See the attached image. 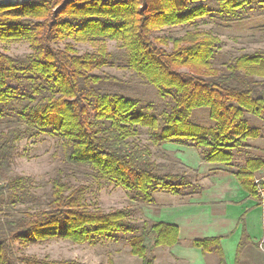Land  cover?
I'll return each mask as SVG.
<instances>
[{
    "label": "trees",
    "instance_id": "1",
    "mask_svg": "<svg viewBox=\"0 0 264 264\" xmlns=\"http://www.w3.org/2000/svg\"><path fill=\"white\" fill-rule=\"evenodd\" d=\"M252 2L262 4L264 0L0 4V43L25 42L30 48L26 55L0 51V176L10 168L21 139L49 135L58 139L68 165L89 168L97 180L123 188L136 203L152 204L154 193L161 190L174 195L195 192L190 176L174 172L172 163L165 164L171 159L161 145L189 143L202 161L225 164L232 161L235 151L251 147L248 139H256L259 133L249 126L246 114L264 116V56L241 53L219 73L212 66L217 43L213 35L199 31L181 36L152 34L212 13L223 20ZM106 40L118 43L123 52L118 56L109 52ZM84 42L93 44L95 50L78 54L73 44ZM60 43L62 48L57 47ZM115 60L156 89L161 101L152 100L157 106L101 87L118 79L95 70ZM199 108L208 110L212 125L190 121L192 111ZM142 132L148 134L145 144L134 140ZM157 156L165 161L158 163ZM261 169V158L247 157L244 167L235 172L241 187L256 198L252 177ZM25 181V177H15L0 182V264H81L15 256L14 243L67 239L97 245L120 233H131L129 253L142 264H153L154 257L147 255L145 245L148 238L151 250L179 242L178 229L172 224L147 219L132 222L128 210L105 213L88 207L85 186L72 188L60 175L52 179L45 208H28L20 218L10 217L16 203L30 199ZM248 240L243 227L236 263ZM219 241L218 237L205 238L192 240L190 245L218 254L223 263Z\"/></svg>",
    "mask_w": 264,
    "mask_h": 264
},
{
    "label": "rangeland",
    "instance_id": "2",
    "mask_svg": "<svg viewBox=\"0 0 264 264\" xmlns=\"http://www.w3.org/2000/svg\"><path fill=\"white\" fill-rule=\"evenodd\" d=\"M188 31H199L217 38L212 66L221 73L225 64L241 53L257 52L264 56V3L252 2L250 7H242L233 15L223 16V20L212 13L197 19L191 24L164 27L154 32L152 36H181ZM105 45L107 50L116 56L123 52L115 41L106 40ZM73 46L78 54L95 50V46L87 42L73 44ZM57 47L62 48L63 44H57ZM0 51L16 56L29 54L30 48L25 42L0 43ZM94 73L111 75L118 79L115 83H102L101 87L104 89L140 97L143 104L157 106V101L152 99L156 98L161 101L156 89L143 83L121 60L112 61L111 64L95 70ZM246 116L249 126L258 128L259 134L256 139H248L251 147L247 152H243L236 158L234 156L230 162L231 165L235 164L238 168L244 167V161L247 157L264 159V116L254 117L249 114H246ZM189 119L192 123L202 126L213 124L208 116V110L204 108L194 109ZM134 140L145 144L148 142V134L142 132ZM151 149L156 151L154 147H151ZM155 159L158 163L163 160L158 156ZM263 173L264 169L255 172L252 177L253 183ZM57 175H60L62 180L72 188L77 185L85 186L84 202L88 207L99 208L105 213L114 210H128L130 211L129 220L132 222H140L145 219L142 214V207L147 204L132 201L127 192L121 187L97 180L87 167L68 165L64 160L62 146L58 139L49 135H36L21 139L13 153L10 168L4 174V177L0 176V182H6L7 178L25 177L27 192L30 194L29 201L25 203L18 202L14 205L15 211L10 210V217L20 218L28 208H45L52 191V179ZM193 176L197 178L196 174ZM195 177L191 181L197 184ZM133 236L131 233H120L114 240H105L97 245L78 244L67 239H52L27 245L14 243L12 248L15 256L24 255L46 262L142 264L138 256L129 253V239ZM145 245L147 255H152L151 238L147 239Z\"/></svg>",
    "mask_w": 264,
    "mask_h": 264
},
{
    "label": "crops",
    "instance_id": "3",
    "mask_svg": "<svg viewBox=\"0 0 264 264\" xmlns=\"http://www.w3.org/2000/svg\"><path fill=\"white\" fill-rule=\"evenodd\" d=\"M27 1L34 0H0V4ZM160 148L171 159L162 160L166 165L172 163L174 172L191 179L196 174L197 184L190 179L196 186L190 195L157 191L153 203L142 207L145 219L178 229L177 244L152 248L153 264H264V204L241 187L235 176L238 166L202 161L197 148L189 143L167 142ZM248 149L235 151V158ZM243 227L249 240L236 263ZM214 237L220 238L223 263L218 254L190 245L192 240Z\"/></svg>",
    "mask_w": 264,
    "mask_h": 264
},
{
    "label": "built area",
    "instance_id": "4",
    "mask_svg": "<svg viewBox=\"0 0 264 264\" xmlns=\"http://www.w3.org/2000/svg\"><path fill=\"white\" fill-rule=\"evenodd\" d=\"M262 182H264V173L259 178L254 180V184L256 185L257 195L261 199L262 203L264 204V188L262 186Z\"/></svg>",
    "mask_w": 264,
    "mask_h": 264
}]
</instances>
